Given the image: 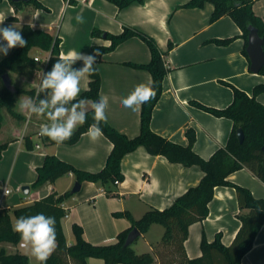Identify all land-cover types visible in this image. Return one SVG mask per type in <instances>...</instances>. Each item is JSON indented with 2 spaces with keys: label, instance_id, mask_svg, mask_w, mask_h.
Instances as JSON below:
<instances>
[{
  "label": "crops",
  "instance_id": "obj_1",
  "mask_svg": "<svg viewBox=\"0 0 264 264\" xmlns=\"http://www.w3.org/2000/svg\"><path fill=\"white\" fill-rule=\"evenodd\" d=\"M37 1L43 8H37L33 4L14 8L8 0L3 1L0 3V20L17 25L19 31L23 25L28 24L33 29L50 32L61 39V57L66 59H71L74 52L92 54L93 46L111 45V41L104 36L93 37L94 29L119 35L128 27L153 38L170 71L163 82L161 99L153 111L151 128L156 134L183 146L189 142L186 131L194 129L197 137L194 151L203 159H210L216 150L227 144L234 123L230 119L218 118L201 110L195 103L225 109L232 104L234 92L222 82H227L250 96L256 86L264 84V76L251 71L249 57L243 53L245 40L241 29L230 16L211 22L214 11L211 3H206L203 8H187L185 5L191 0H144L143 3L119 8L109 0ZM253 10L264 22V0L256 1ZM78 15L83 17V23L77 21ZM231 38L233 41L229 45L214 42L216 39ZM31 55L46 59L50 52L35 48ZM151 58L147 43L135 36L114 51L96 59L102 80L100 97L108 100L107 121L130 138L140 133L142 105L133 111L123 108L121 101L138 84L151 86L150 72L133 65L148 64ZM82 66V61L73 65L74 68ZM42 75L43 70L37 71L34 76L17 77L16 80L28 90L36 89L35 96H32L35 98ZM89 82L90 77L82 78L80 95L89 89ZM24 97L30 95L17 96L15 111L26 116V120L19 121L3 110L0 142L10 143L0 157V182L16 189L29 186V195H32L28 196L23 192V196L19 191L15 194L12 192L3 198L0 210H14L32 204L53 192L62 195L72 191L77 182L73 173L38 189L31 187L37 179V168L43 165L47 155L56 156L76 169L96 173L105 167L113 148V144L103 134L92 141L88 132L74 145L47 143L45 136H41L39 132L41 126L49 121L46 116L21 112L18 100ZM40 98H45V93H41ZM258 100L264 104V93L258 96ZM90 110L89 104L88 111ZM121 168L125 179L116 182L111 193L99 184L85 181L81 184L80 192L65 201L63 207L67 216L62 220V225L69 246L76 241L74 224L83 228L84 239L94 245L115 244L118 234L132 226L126 216L116 214L129 213L134 220H140L152 209L162 211L190 188L198 186L204 176L198 166L186 167L171 163L164 156L149 154L144 147L127 154L121 162ZM13 173L18 178L14 179ZM228 180L249 189L254 197L264 199V183L249 169L243 168L231 174ZM247 213V209L240 208L234 188L217 187L214 199L209 204V216L189 229V237L185 242L188 258L194 259L202 255L200 244L204 233L209 242H213L220 233L223 244L230 246L242 225L241 216ZM16 220L12 214L13 227ZM158 225H152L139 238H145L148 253L155 257L154 264H162L158 251L166 248L162 244L163 233L156 236V242L147 238V234ZM2 248L7 254L27 255L32 264V256L20 244L2 243L0 249ZM133 250L137 254H144ZM87 264H105V261L88 258ZM241 264H264V226Z\"/></svg>",
  "mask_w": 264,
  "mask_h": 264
},
{
  "label": "trees",
  "instance_id": "obj_2",
  "mask_svg": "<svg viewBox=\"0 0 264 264\" xmlns=\"http://www.w3.org/2000/svg\"><path fill=\"white\" fill-rule=\"evenodd\" d=\"M3 1L5 0H0V3ZM8 1L14 8H20L25 4H33L37 8H43L37 0H29L27 3ZM109 1L119 8H125L133 3H143L144 0ZM256 1L259 0H191L185 7L203 8L206 3L213 4L214 11L211 22H216L224 16H230L242 31V38L245 40L243 53L248 58L246 49L249 27L257 28L260 37L264 40V22L253 10ZM9 20L16 19L9 18ZM20 32L28 41L27 46L13 48L7 56L0 58V129L3 124V110L8 111L19 121L26 120V116L15 111L17 96L28 94L30 97H34L36 89H26L17 83L16 78L31 77L40 69L43 70L42 65L40 66V63L36 62L31 55L32 50L39 48L50 52V58L43 73L50 71L57 59L61 58L60 38L53 36L48 31L33 29L28 24L23 25ZM92 36H104L111 41L109 47H92L93 50L99 49L103 55L114 51L132 37L137 36L145 41L151 51V61L148 64L133 65L150 72L152 76L151 86H155L157 95L141 107V129L138 136L130 138L118 131L108 121L101 123L103 135L113 144L106 165L101 171L96 173L82 171L56 156L47 155L43 165L37 168V179L31 187L38 189L46 183L53 184L59 178L73 173L77 182L81 184L85 181L93 182L103 186L107 192L111 193L116 182H122L125 179L121 168L123 158L139 147H144L153 156H164L171 163H179L186 167L198 166L203 171L204 176L198 186L190 188L178 197L170 207L162 211L152 209L140 220H134L129 213L116 214L117 216H126L132 222V226L118 234L115 244L94 245L88 242L83 237V228L78 224L73 225L75 243L71 246L67 244L62 225V220L67 216V211L63 204L69 197L73 196L71 191L62 195L53 192L32 204L14 210H0V244L18 245L20 243V235L12 225V214L18 219L21 216L27 217L43 213L46 216L55 217L56 220L57 247L46 264H87L88 258L103 259L105 264H154L155 257L151 253L137 254L131 245L126 246L127 237L134 228H137L141 234H145L154 224L164 227L162 244L166 248L172 249L176 256L178 255L174 261L176 264H241L244 256L253 248L255 238L264 226V199L254 197L249 189L231 183L228 178L231 174L247 168L264 183V153L262 152L264 146V104L258 100V96L264 93V84L256 86L252 96H250L237 87L222 82V84L231 87L234 92L232 104L225 109H215L195 103L201 110L218 118L230 119L234 123L227 144L216 150L210 159L206 160L194 151V145L197 141L194 129L189 128L186 131L189 142L188 145L183 146L156 134L151 128L153 111L161 99L163 82L170 71L156 41L148 35L128 27L124 28V31L119 35L94 29ZM232 41V38L214 40L218 45H229ZM171 48L172 44L169 45V49ZM94 67L96 72L90 76L89 89L83 92L77 98L78 100L97 101L101 98V75L96 64ZM5 74L11 78L13 90L5 85L3 80ZM259 74L264 76V67ZM93 122V112L90 110L87 114V122L78 126L72 138L61 144H76L88 132L89 126ZM239 129L244 132L243 143H240L238 139L237 131ZM45 140L49 144H57L48 137H45ZM9 143L10 141L0 142V157L2 152L8 148ZM222 186L235 189L240 208L247 209L248 213L241 216L242 225L230 246L223 244L220 233L216 235L213 242H209L204 233L200 244L202 255L190 259L185 250L189 229L193 224L207 219L209 204L214 199L215 190ZM0 264H30V261L25 254H7L6 250L2 248L0 249Z\"/></svg>",
  "mask_w": 264,
  "mask_h": 264
},
{
  "label": "clouds",
  "instance_id": "obj_3",
  "mask_svg": "<svg viewBox=\"0 0 264 264\" xmlns=\"http://www.w3.org/2000/svg\"><path fill=\"white\" fill-rule=\"evenodd\" d=\"M77 21L83 23V17L78 15ZM4 20H0V25ZM0 54L7 56L13 48H24L28 41L14 25L0 27ZM103 53L95 49L92 54L81 52L72 53L71 59L61 57L53 64L48 72L43 73L36 97H24L18 100L21 112L29 115L46 116L49 123L43 124L39 134L48 137L57 144L72 138L78 126L87 122L88 106L93 112V123L89 126L88 136L96 141L102 134L101 123L107 122L106 110L108 100L101 97L97 101L77 99L80 95L82 78L95 74L97 57ZM77 61L83 66L74 68ZM45 93V98L40 94ZM157 95L155 86L138 84L134 90L121 101L122 107L136 110L137 106L147 104ZM14 230L20 235L21 247L30 250L31 256L39 264H46L48 258L56 249V220L55 217L38 213L34 216H21L16 220Z\"/></svg>",
  "mask_w": 264,
  "mask_h": 264
},
{
  "label": "water",
  "instance_id": "obj_4",
  "mask_svg": "<svg viewBox=\"0 0 264 264\" xmlns=\"http://www.w3.org/2000/svg\"><path fill=\"white\" fill-rule=\"evenodd\" d=\"M15 3H21V2H29V0H12ZM264 40L260 37L257 28L250 26L249 27V35H248V46H247V53L248 57L251 63V71L253 73H259L260 70L264 67ZM3 80L5 82V85L13 90L11 78L8 74H5L3 76ZM238 139L240 143L244 142L245 136L242 129H239L237 131ZM262 152L264 153V146L262 147ZM23 192L26 195L30 194V187L25 186L23 187ZM81 190V183L76 182L74 188L72 189V193L76 194L80 192ZM141 232L134 228L131 233L128 235L126 240V246L132 245L135 241H137L141 237Z\"/></svg>",
  "mask_w": 264,
  "mask_h": 264
},
{
  "label": "rangeland",
  "instance_id": "obj_5",
  "mask_svg": "<svg viewBox=\"0 0 264 264\" xmlns=\"http://www.w3.org/2000/svg\"><path fill=\"white\" fill-rule=\"evenodd\" d=\"M9 25H14V24H6V23H3L2 25H0V27H5V26H9ZM16 28H17V30H19L18 29V27H17V25H14ZM126 42V41H125ZM0 43H4L3 41L2 42H0ZM120 46V45H119ZM38 54V53H37ZM0 56H2V57H4L2 54H0ZM40 66H41V63H40ZM42 67V66H41ZM39 71H41V69L39 70ZM38 71V72H39ZM37 73V72H36ZM35 73V74H36ZM34 74V75H35ZM33 75V76H34ZM17 79V78H16ZM29 151H31V150H29ZM21 163H19V165H20ZM14 179H16V178H18V176H17V174H15V173H13V176H12ZM10 188H11V191L15 194L17 191H19L18 193L19 194H22L23 196H24V194H23V188H18V189H16L14 186H12V185H10ZM32 195V194H31ZM31 195H28V196H31ZM26 197V196H25ZM155 230H153L152 232H149L148 234H147V238L150 240V241H152V242H156V236L157 235H159V234H161V233H163L164 234V232H165V229H164V227L163 226H161V225H158V226H156V228H154ZM159 231V232H158ZM162 238V237H161ZM146 242H145V238H141V239H139L134 245H132V247H133V249H135V250H137V252H139V253H148L149 251H148V247H147V245L145 244ZM20 247H21V241H20ZM25 252H29L30 253V250H28V249H23ZM158 253H159V256H160V259H161V261H162V264H173L174 263V261H175V259H177L178 257V255L176 256V254L172 251V249H168V248H163V249H161V250H159L158 251ZM30 255H31V253H30ZM31 259H32V264H39V262L38 261H36L35 260V258L34 257H31ZM72 264V263H71ZM74 264V263H73Z\"/></svg>",
  "mask_w": 264,
  "mask_h": 264
},
{
  "label": "built area",
  "instance_id": "obj_6",
  "mask_svg": "<svg viewBox=\"0 0 264 264\" xmlns=\"http://www.w3.org/2000/svg\"><path fill=\"white\" fill-rule=\"evenodd\" d=\"M2 42V40H0ZM50 56H48L46 59H40L39 57H34L36 62H39L42 64L43 70L46 68L48 61H49ZM39 145H37V148ZM0 207L2 206L3 203V198L10 195L12 193L11 189L5 184L0 182Z\"/></svg>",
  "mask_w": 264,
  "mask_h": 264
}]
</instances>
